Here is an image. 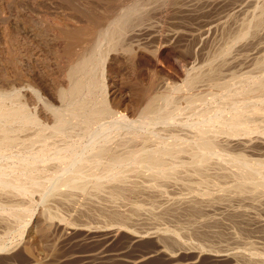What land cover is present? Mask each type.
Masks as SVG:
<instances>
[{
  "label": "rangeland",
  "instance_id": "374dc122",
  "mask_svg": "<svg viewBox=\"0 0 264 264\" xmlns=\"http://www.w3.org/2000/svg\"><path fill=\"white\" fill-rule=\"evenodd\" d=\"M128 5L133 19L117 35L112 23ZM89 22L88 44L72 46L80 55L97 41L85 77L94 89L58 100L68 66L58 30ZM263 57L264 0H0V107L9 111L0 136L11 140L0 144V264H264V172L253 186L231 161L264 162ZM154 91L166 98L145 116ZM101 102L108 115L94 110ZM54 108L67 122L57 124ZM202 131L215 145L201 165L192 142ZM180 139L190 146L163 155L168 176L130 170L131 151ZM114 156L128 177L98 190ZM78 167L81 188L61 186ZM112 181L127 187L115 196Z\"/></svg>",
  "mask_w": 264,
  "mask_h": 264
},
{
  "label": "bare ground",
  "instance_id": "6f19581e",
  "mask_svg": "<svg viewBox=\"0 0 264 264\" xmlns=\"http://www.w3.org/2000/svg\"><path fill=\"white\" fill-rule=\"evenodd\" d=\"M137 2H138V0H137ZM134 4V5H133ZM133 6H135V3L133 2ZM131 5V7H133ZM139 5V4H138ZM129 6V5H128ZM137 6V5H136ZM130 6L129 7H126V8H124L122 11H120L119 12V14L118 15H115V18H117L116 20H114V23H112V24H114V26H112V29H113V27L115 28V26L118 24V25H120V26H117L118 28H116V29H114V33H116V31H118V33H117V35H121L120 34V32L119 31H121L122 30V27H123V23L124 22H128V20H129V16H130V18H132V16H131V14H132V11H134V10H129L130 8H131ZM137 8H139L138 6H137ZM137 8H134V9H137ZM136 11V10H135ZM138 11V10H137ZM146 11V10H145ZM131 13V14H130ZM136 13H138V12H136ZM143 13V12H142ZM135 14V13H134ZM140 14V13H139ZM133 15V14H132ZM136 16H137V14H136ZM138 17H139V15H138ZM141 17V16H140ZM128 20H127V19ZM113 19H114V17H113ZM133 19V18H132ZM259 19H260V17H259ZM261 19H262V17H261ZM67 20V19H66ZM135 20H137V19H135ZM134 20V21H135ZM89 21V20H88ZM87 21V22H88ZM131 21V20H130ZM138 21V20H137ZM137 21H135V22H137ZM143 21V20H142ZM261 21V20H260ZM259 21V22H260ZM113 22V21H112ZM263 22V21H262ZM56 23V22H55ZM65 23V22H64ZM67 23V22H66ZM90 23V22H89ZM132 23V22H131ZM139 23V22H138ZM261 23V22H260ZM58 24V23H57ZM257 24V23H256ZM262 24V23H261ZM66 25V24H65ZM62 26V27H60L59 28V36H60V38L62 37V42H64V43H62L63 44V49H62V56L64 55V57L67 59V61H68V66H67V69L65 70L66 71V73H65V77H66V79H67V84H66V86L65 87H60V88H58V90H57V99L58 100H65L66 99V97L68 98V97H75V96H77L78 94H80L82 91H84V90H87V91H90V90H88V87L90 88V86L92 85H94L93 83L94 82H90L88 79H86L85 80V77H87V78H92V72H94L93 71V69L92 68H90L89 67V65H90V54H91V52H90V50L94 53V52H96V51H100V50H98L99 48V45L97 46V41H94V42H92L91 44H89V46L86 48V50H87V52L89 53V54H87V52L86 53H83V54H80V55H77V53H74V51H73V47L74 46H72L73 45V43L75 44V45H86V44H88V42L87 41H85V37L87 36H89L90 34L92 35L97 29H96V25L95 24H92V23H90V24H87V23H85V25H83V26H80V27H77V28H75V29H70V28H68L67 26ZM132 25V24H131ZM137 25V24H136ZM260 24H258V26H259ZM127 26H129V25H127ZM75 27V26H74ZM125 27H126V25H125ZM127 28V27H126ZM111 30V29H110ZM108 30H99V32L97 33L98 34V36H103V34L105 33V32H107ZM110 32H112V30L110 31ZM122 32V31H121ZM124 32V31H123ZM122 32V33H123ZM242 33H244V31L242 32ZM107 34H108V32H107ZM106 35V34H105ZM56 36H57V34H56ZM58 36V37H59ZM108 36V35H107ZM115 36V35H114ZM113 37V36H112ZM236 37H237V35H236ZM240 38V37H239ZM122 39V38H121ZM118 41V40H117ZM120 42V41H119ZM119 42H118V44H119ZM115 44H117V43H115ZM114 47H116V46H114ZM98 48V49H97ZM97 49V50H96ZM124 49H125V51L126 52H129L130 51V48H128L127 46L125 47L124 46ZM123 49V50H124ZM89 50V51H88ZM96 50V51H95ZM76 51V50H75ZM101 53V52H100ZM99 53V54H100ZM96 53H94V54H92V55H95ZM98 54V55H99ZM88 55V56H87ZM153 55H157L156 54V52H155V54H153ZM100 57V56H99ZM93 58V57H92ZM263 59H264V57H263ZM92 61V60H91ZM96 66V65H95ZM254 68V67H253ZM261 68V67H260ZM193 72V71H192ZM202 72V71H201ZM194 74V73H193ZM209 74V73H208ZM213 75V74H212ZM253 75V74H252ZM64 76V75H63ZM211 77V74L209 75V78ZM189 78V77H188ZM191 78H194L195 79V76L194 77H191ZM208 78V77H207ZM214 78V77H213ZM212 78V79H213ZM244 78V77H243ZM194 79H191V80H194ZM216 79V78H215ZM96 80V79H95ZM94 80V81H95ZM242 80V79H241ZM93 81V80H92ZM195 81H197V79L195 80ZM214 81H216V80H214ZM97 82V81H96ZM194 82V81H193ZM236 82V81H235ZM227 84H228V82H226ZM263 83V82H262ZM98 84V83H97ZM217 84V83H216ZM220 84V83H219ZM218 84V85H219ZM238 84V83H237ZM182 85V84H181ZM190 85H193V84H190ZM221 85V84H220ZM222 85H223V83H222ZM248 85V84H247ZM95 86V85H94ZM94 86L93 87H91V88H93L94 89ZM98 86V85H97ZM99 86H101V85H99ZM180 86V85H179ZM225 86V85H224ZM228 86H229V84H228ZM226 87H227V85H226ZM241 87V86H240ZM257 87V86H256ZM96 88V87H95ZM92 89V90H93ZM99 89V88H98ZM103 89V88H102ZM188 89V88H187ZM227 89H229V88H227ZM226 89V90H227ZM242 87H241V91L240 92H245V89H243V91H242ZM258 89V88H257ZM262 89V88H261ZM264 89V88H263ZM168 90V89H167ZM230 90H231V88H230ZM253 90V89H252ZM259 90H260V88H259ZM227 91H229V90H227ZM226 91V92H227ZM249 91H250V89H249ZM158 91H154V92H150V93H148L147 94V97H146V100H145V102H144V106L142 107V110H141V112H143L144 113V115L145 114H147L148 112H150V111H152L153 110V108H154V106L159 102V100H164L166 97H165V95L164 94H162V93H157ZM225 92V93H226ZM231 91H229L228 93L229 94H231L230 93ZM239 94H240V92L239 91H237ZM91 93V92H90ZM247 93V92H246ZM82 94H84V93H82ZM88 94V93H87ZM93 94V93H92ZM241 94H243V93H241ZM219 95V94H218ZM226 95H228L227 93H226ZM234 95H235V93H234ZM238 95V94H237ZM80 96V95H79ZM79 96H78V98H79ZM240 96V95H239ZM246 96V95H245ZM81 97V96H80ZM84 97V96H83ZM86 97V96H85ZM102 97V96H101ZM193 97V96H192ZM250 97V96H249ZM77 98V97H76ZM76 98H74V99H76ZM197 98V97H196ZM85 99V98H84ZM94 99V98H93ZM228 99V98H227ZM69 100H71V99H69ZM72 100H73V98H72ZM78 100V99H77ZM81 100V99H80ZM194 100V99H193ZM199 100V99H198ZM68 101V100H67ZM100 101H102V100H100ZM71 102V101H70ZM114 101H113V99H111V103H113ZM166 102V101H165ZM72 103V102H71ZM71 103H69V104H71ZM74 103H75V101H74ZM74 103H72V104H74ZM77 103V102H76ZM82 103V102H81ZM195 103V102H194ZM221 103V102H220ZM67 104V103H66ZM63 105H64V103H63ZM76 105V104H75ZM74 105V106H75ZM83 105V104H82ZM82 105H79L78 104V106L80 107V108H78V109H81V106ZM108 105V104H107ZM106 105V106H107ZM239 105V104H238ZM74 106H72V107H74ZM77 106V107H78ZM84 106V105H83ZM158 106V105H157ZM198 106V105H197ZM240 106V105H239ZM243 106H245V105H243ZM23 107V106H22ZM22 107L21 108H19V109H22ZM71 107V108H72ZM76 107V108H77ZM88 107V106H87ZM110 107V106H109ZM108 107V108H109ZM156 107V106H155ZM253 107V106H252ZM259 107V106H258ZM257 107V108H258ZM52 108V107H51ZM56 108V107H55ZM54 108V110L56 111V109ZM58 108V107H57ZM60 108V107H59ZM91 108V107H90ZM108 108L107 107H105V105H104V103L103 102H101L100 104H98V107H96V108H94V110L96 109V112L98 113V114H103V113H105V115H108V113H110V111H111V109H110V111L108 110ZM238 108V107H237ZM236 108V109H237ZM251 108V107H250ZM257 108H254L255 110L257 109ZM263 108V107H262ZM261 107L260 108H258V109H262ZM8 109V108H7ZM78 109H76V110H78ZM83 109V108H82ZM86 109V108H85ZM257 109V110H258ZM23 110V109H22ZM61 110V109H60ZM59 110V111H60ZM75 110V111H76ZM234 110V107H233V109H232V111ZM263 110V109H262ZM20 111V110H19ZM52 111H53V109H52ZM69 111H73L72 109L71 110H69ZM69 111H68V113H69ZM89 111H90V109H89ZM91 111H92V109H91ZM235 111V110H234ZM233 111V112H234ZM241 111H242V109H241ZM11 112V111H10ZM15 112V114H16V112H18L17 111V109H16V111L14 110L13 111V113ZM22 112V111H21ZM93 112H95V111H93ZM95 112V113H96ZM140 112V113H141ZM232 112V113H233ZM238 112H240V111H238ZM243 112V111H242ZM242 112H240V113H242ZM13 113H11L12 115H13ZM27 113V112H26ZM54 113V112H53ZM64 113V112H63ZM72 113V112H71ZM83 113V112H82ZM244 113V112H243ZM9 114V111H7V110H3V109H1V107H0V118H1V116L3 117V115H8ZM19 114H21V113H18V115ZM65 114V113H64ZM74 114V113H73ZM91 114H93L92 112L90 113V115ZM111 114H112V112H111ZM150 114V113H149ZM231 114V113H230ZM229 114V116H231ZM235 114H237V111H236V113ZM247 113H245V115H246ZM17 115V114H16ZM23 115V114H22ZM25 115V114H24ZM61 115H62V113H61V111L60 112H58V111H56V121H57V119H58V121H57V124L59 123V121L60 120H63L64 121V119H60V118H62L61 117ZM141 115H143L142 113H141ZM243 115V114H242ZM264 115V114H263ZM4 116V117H5ZM10 116V115H9ZM89 115L87 114V116L86 117H88ZM93 116V115H92ZM98 116V115H97ZM99 116H101V115H99ZM103 116V115H102ZM101 116V117H102ZM145 116H147V115H145ZM233 116H234V114H233ZM239 116V114H237V116H236V118H239L238 117ZM247 116H249V114H247ZM253 116V115H252ZM12 117V116H11ZM17 117V116H16ZM85 117V116H84ZM90 117V116H89ZM140 117V116H139ZM160 117V116H159ZM243 117V116H242ZM257 117V116H256ZM6 118H7V116H6ZM12 118H14V117H12ZM21 118H23V117H21ZM21 118H19V119H21ZM143 118V116L142 117H140V119L139 120H141ZM164 118V117H163ZM233 118V117H232ZM246 119H247V117H245ZM245 118H243L242 119V121H244V119ZM17 119H18V117H17ZM18 119V120H19ZM54 119V120H55ZM88 119V118H87ZM86 119V120H87ZM99 119V118H98ZM119 119V118H118ZM148 119V118H147ZM226 119V118H225ZM231 119V118H230ZM241 119V118H240ZM137 120V119H136ZM144 120V119H143ZM165 120V119H164ZM228 119H226L225 121H227ZM232 120V119H231ZM248 120V119H247ZM9 121V120H8ZM101 121V120H100ZM138 121V120H137ZM210 121V120H209ZM230 121V120H229ZM250 121V120H249ZM62 122V121H61ZM64 122H67L66 120L64 121ZM111 122V121H110ZM142 122V121H141ZM145 122V121H144ZM215 122V121H214ZM228 122V121H227ZM231 122V121H230ZM246 122V121H245ZM56 123V122H55ZM70 123V122H69ZM74 123H75V121H74ZM146 123V122H145ZM222 123V122H221ZM240 121L238 122V123H235V124H233V128L236 130L237 128H239V126H240ZM28 124V123H27ZM138 124H139V121H138ZM210 124V123H209ZM232 124V123H231ZM230 124V125H231ZM244 124V123H243ZM63 125V124H62ZM65 125V124H64ZM136 125V124H135ZM224 125V124H223ZM60 126V125H59ZM221 126V125H220ZM225 126V125H224ZM227 126V125H226ZM248 126V125H247ZM49 127V126H48ZM243 127V126H242ZM242 127H240V128H242ZM2 128V127H1ZM62 128V127H61ZM119 128V127H118ZM135 128V127H134ZM205 128V127H204ZM203 128V129H204ZM240 128H239V130H240ZM245 128V127H244ZM8 129V128H7ZM1 130H3V129H1ZM54 130V129H53ZM56 130V129H55ZM120 130V129H119ZM209 130V129H208ZM238 130V129H237ZM257 130V129H256ZM128 131V130H127ZM205 131H206V129H205ZM210 131V130H209ZM216 131V130H215ZM4 132V131H3ZM3 132L1 131V133L3 134ZM233 132V131H232ZM237 132V131H236ZM241 132V131H240ZM248 132V131H247ZM246 132V133H247ZM37 133V132H36ZM43 133V132H42ZM203 133H205V132H200V134H199V138H197L196 136V138H194L195 139V141H193L192 142V144L194 143V145L193 146H195L196 148L194 149V152L196 153V151L197 150H200V151H198V152H200V154H198V155H196L195 154V156H194V162H196V163H198V164H201L202 165V163L203 162H206V155H207V153H210V152H212V151H214V145L212 144L213 142H211V141H208V140H204L203 139V137H201V136H203ZM231 133V132H230ZM235 133V132H234ZM5 132H4V134H3V137H4V139L2 138V135L0 136L1 138H0V141H3V142H1L0 144H2V143H4V144H9L10 142H11V140L8 138V137H5ZM126 134V133H125ZM132 134V133H131ZM135 134H137V133H135ZM196 134H198V132L196 133ZM130 135V134H129ZM201 135V136H200ZM235 135H236V133H235ZM234 135V136H235ZM250 135V134H249ZM6 136H8V135H6ZM37 135H35V137H36ZM39 136V135H38ZM132 136H133V134H132ZM150 136V135H149ZM10 137V136H9ZM135 137V136H134ZM147 138H148V136H147ZM146 138V139H147ZM3 139V140H2ZM33 139H34V137H33ZM45 139V138H44ZM107 139V138H106ZM134 139V138H133ZM139 139V138H138ZM145 139V140H146ZM150 139V138H149ZM175 139V138H174ZM209 139V138H208ZM31 140V139H30ZM46 140V139H45ZM49 140V139H48ZM130 140V139H129ZM132 140V139H131ZM184 140V139H183ZM193 140V139H192ZM42 141V140H41ZM109 141V140H108ZM133 141V140H132ZM169 141V140H168ZM168 141H165V142H168ZM179 141V140H178ZM13 142H14V140H13ZM33 142V141H32ZM46 142V141H45ZM131 142V141H130ZM171 142H173V138H172V141ZM165 143L164 144V146L163 147H159V151H157L156 149H155V147L153 148V149H155L156 150V152H148L149 151V149H148V151H144V150H138L139 152L137 153V149H136V151H131V154H132V156H134V157H132L133 158V161H132V163L134 164L135 163V165H133L131 162V165H133V166H131L132 168H130V170H132V172H133V170H134V168L135 169H140V170H135V171H137V173L138 174H144V171L145 172H148V173H150L153 177H166V176H168V174H169V172L170 171H172V168L171 167H169V166H167L165 163H164V161L166 162V160H163V155H169V153H171L172 152V150H176L177 151V149L178 148H180V149H182L183 148V146L184 145H189L190 146V144H188L189 142H185V141H181V139H180V141L179 142H177V144L174 142V143ZM102 143V142H101ZM191 143V142H190ZM47 144V143H46ZM125 144V143H124ZM128 144V143H127ZM10 145V144H9ZM48 145V144H47ZM107 145V144H106ZM160 145H162V142H161V144ZM107 146H109V144L107 145ZM107 146H104L105 147V149H106V147ZM147 146V145H146ZM186 146H184V147H186ZM102 147V146H101ZM111 148V147H110ZM161 148V149H160ZM177 148V149H176ZM191 148V147H190ZM132 149V148H131ZM152 149V150H153ZM184 149V148H183ZM197 149V150H196ZM40 150V149H39ZM100 150V149H99ZM151 150V149H150ZM151 150V151H152ZM174 150V151H175ZM186 150H187V147H186ZM98 151V150H97ZM115 151V150H114ZM178 152V151H177ZM184 152V151H183ZM90 153V152H89ZM95 153V152H94ZM100 153V154H99ZM99 153H95L94 155H96V154H98V156H101V153L102 152H99ZM106 153V152H105ZM122 153V152H121ZM172 153H174V152H172ZM176 153V152H175ZM174 153V154H175ZM181 153V152H180ZM186 153V152H185ZM179 154V153H178ZM212 154V153H211ZM87 155V154H86ZM89 155V154H88ZM105 155V154H104ZM117 155V154H116ZM170 155H172V154H170ZM177 155V154H176ZM93 156V155H92ZM97 156V157H98ZM179 156V155H178ZM228 156V155H227ZM102 157V156H101ZM176 157V156H175ZM234 157V156H233ZM54 158V157H53ZM70 158V157H69ZM87 158V157H86ZM93 158H95V156L93 157ZM99 159H100V157H98ZM105 158V157H104ZM107 158V157H106ZM110 158V157H109ZM209 158V157H208ZM241 158V157H240ZM89 159V158H88ZM92 159V158H91ZM98 159V160H99ZM124 159H126V157L124 158ZM165 159V158H164ZM244 159V158H243ZM241 160V159H239V158H232L231 159V161H232V163H235L234 165H235V167H237V168H235V169H237L236 171H238L239 172V175H237V177L239 176H241V178H242V180H244V181H247L248 182V184H254V183H259V182H257V180H255L256 178L255 177H258V175L260 176L261 174H262V172H264V164H262V163H264V162H260V161H257V160H255V161H252V162H250V161H245V160ZM60 160V159H59ZM62 160V159H61ZM129 160V159H128ZM127 160V161H128ZM85 161V160H84ZM182 161V160H181ZM93 162V161H92ZM108 162V161H107ZM95 163V162H94ZM109 163V162H108ZM123 163V158H121L120 156H114L113 158H112V160H111V162H110V164H109V166L106 168V172H105V175H101V177L98 175V178L97 177H95V181L94 182H97L96 183V185L98 186V190H99V187H102V185L103 184H101L100 185V181L101 180H103L104 178L107 180V179H113V180H119V181H121L122 182V180H120L121 178H120V176L121 175H123L124 173H125V176H126V170L124 169V168H122V171H121V169H119L118 168V166L117 165H119V164H122ZM229 163H231L230 161H229ZM231 163V164H232ZM95 164H97V163H95ZM107 164V163H106ZM126 164V163H125ZM177 164V163H176ZM193 164V163H192ZM195 164V163H194ZM193 164V165H194ZM92 165V164H91ZM201 165H196V167H195V169L198 167V166H201ZM204 165H205V163H204ZM204 165L203 166H201V167H204ZM234 165H233V167H234ZM62 166V165H61ZM106 166V165H105ZM122 166H125V165H122ZM175 166V165H174ZM206 166V165H205ZM231 166V165H230ZM68 167V166H67ZM80 167V166H79ZM78 167V169H76L74 172L73 171H71V172H73V174L71 173V174H69V175H71V176H69L68 178H65L66 180H64V178H63V181L61 182V186L62 185H64V186H66V188L67 187H69V185H71V186H73V188H74V186H80L79 187V189L81 188V186L83 185L82 184V180H81V176H82V174H83V171L80 169ZM82 167H84V166H82ZM92 167V166H91ZM97 167V166H96ZM128 167V166H127ZM176 167V166H175ZM200 167V169H202ZM72 168V167H71ZM181 168V167H180ZM84 169V168H83ZM87 169V168H86ZM90 169V168H89ZM98 169V168H97ZM62 170V169H61ZM104 170H105V168H104ZM199 170V169H198ZM1 171V170H0ZM64 171V170H63ZM92 172H93V170H91ZM129 171V170H128ZM139 171H143V173H139ZM177 171V170H176ZM183 171V170H182ZM87 172H88V170H87ZM95 172H97V171H94V173ZM195 172H197V170L195 171ZM194 172V173H195ZM67 173V172H66ZM86 173V172H85ZM100 173V172H99ZM107 173V174H106ZM129 173V172H128ZM134 173H136V172H134ZM200 173V172H199ZM89 173H87V175H88ZM97 174V173H96ZM96 174H94V175H96ZM102 174H104L103 172H102ZM150 174H147V175H150ZM190 174V173H189ZM200 174H202V172L200 173ZM200 174H199V176H200ZM205 174V173H204ZM2 175V174H1ZM58 175V174H57ZM68 175V174H67ZM93 175V176H94ZM178 175V174H177ZM192 175V174H191ZM235 175V174H234ZM124 176V175H123ZM123 176H122V178H123ZM145 176V175H144ZM174 176V175H173ZM57 177V176H56ZM85 177H87V176H85ZM90 177H91V173H90ZM100 177V178H99ZM126 177H128V175L126 176ZM138 177V176H137ZM149 177V176H148ZM156 177V178H157ZM213 177V176H212ZM53 178V177H52ZM92 178V177H91ZM97 178V179H96ZM146 178V177H145ZM149 178H151V179H153L154 180V178H152V177H149ZM155 178V179H156ZM253 178H255V179H253ZM82 181H80V180ZM82 179H83V176H82ZM85 179V178H84ZM104 179V180H105ZM142 179H144V177L142 178ZM255 180V181H253V180ZM259 179H260V177H259ZM109 180H107V181H109ZM123 180H124V178H123ZM148 180V179H147ZM165 180V179H164ZM149 181V180H148ZM190 181V180H189ZM197 181V180H196ZM93 182V181H92ZM117 182L118 181H114V184H113V181L111 182L112 184H111V186L112 185H114V187H115V192L113 193V191H112V193H113V195H115V193L116 192H118V194L119 193H121L122 192V187H120L119 185L121 184V183H118L117 184ZM153 182V181H152ZM157 182V181H156ZM174 182V181H173ZM208 182V181H207ZM217 182V181H216ZM250 182V183H249ZM262 182V181H261ZM81 183V184H80ZM116 183V184H115ZM150 183H151V181H150ZM189 183V182H188ZM126 184V183H125ZM131 184V183H130ZM152 184V183H151ZM221 184V183H220ZM251 184V185H252ZM262 184V183H261ZM95 185V184H94ZM148 185V184H147ZM200 185V184H199ZM204 185V184H203ZM242 185V184H241ZM241 185H239V187L241 186ZM246 185V184H245ZM245 185H242V186H244L245 187ZM30 186V185H29ZM59 186V185H58ZM64 186H63V190H64ZM119 186V187H118ZM247 186V185H246ZM253 186H255V184L253 185ZM84 187V186H83ZM113 187V186H112ZM114 187H113V190H114ZM127 187V186H126ZM126 187H125V189H126ZM147 187V186H146ZM191 187V186H190ZM30 188V187H29ZM60 188V187H59ZM62 188V187H61ZM76 188H78V187H76ZM241 188V187H240ZM52 189V188H51ZM84 189V188H83ZM94 189L95 190H97L96 189V186L94 187ZM101 189V188H100ZM107 189V188H106ZM125 189H123V191L125 190ZM138 189V188H137ZM244 189V188H243ZM2 190V189H1ZM62 192H64V191H66V190H62V189H60ZM68 191H69V189H67ZM240 190H242V189H240ZM248 190V189H247ZM59 191V190H58ZM55 192H57V191H55ZM71 192V191H70ZM95 192V191H94ZM126 193V192H125ZM116 195H117V193H116ZM115 195V196H116ZM219 195V194H218ZM241 195V194H240ZM54 196V195H53ZM119 196V195H118ZM120 197V196H119ZM122 198V197H121ZM116 199V198H115ZM137 208V207H136ZM133 210V209H132ZM111 213H113V212H111ZM17 214V213H16ZM113 214H115V215H119L118 213L116 214V213H113ZM113 214H112V216H110V217H113ZM111 215V214H110ZM120 217H122V216H120ZM124 217V216H123ZM115 218H117V216H115ZM115 218H114V220H115ZM112 219V218H111ZM119 219V216H118V218H117V220ZM121 219V218H120ZM123 219V218H122ZM125 222V221H124Z\"/></svg>",
  "mask_w": 264,
  "mask_h": 264
}]
</instances>
